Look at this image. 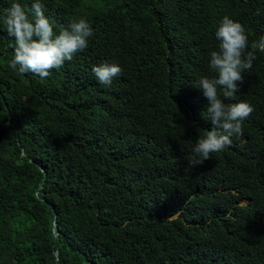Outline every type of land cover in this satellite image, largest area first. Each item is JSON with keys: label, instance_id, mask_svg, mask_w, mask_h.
Returning <instances> with one entry per match:
<instances>
[{"label": "trees", "instance_id": "16d2710c", "mask_svg": "<svg viewBox=\"0 0 264 264\" xmlns=\"http://www.w3.org/2000/svg\"><path fill=\"white\" fill-rule=\"evenodd\" d=\"M13 2L31 17L33 0L0 16ZM41 3L56 34L84 18L94 35L41 79L9 67L0 19V264H264V52L225 101L253 107L242 135L190 163L215 30L227 15L258 42L264 0Z\"/></svg>", "mask_w": 264, "mask_h": 264}, {"label": "clouds", "instance_id": "9594fccd", "mask_svg": "<svg viewBox=\"0 0 264 264\" xmlns=\"http://www.w3.org/2000/svg\"><path fill=\"white\" fill-rule=\"evenodd\" d=\"M31 12L30 17L21 3L13 2L0 16L8 37L12 38L9 47L13 50V58L9 67L20 74L32 73L46 79L53 69L63 67L65 62L85 50L94 31L86 19L79 18L56 34L41 0H33ZM215 38L219 44L218 50L209 54L211 75L201 76L195 86L207 99L206 118L211 120L213 127L211 131L201 130L195 140L191 149L192 166L203 164L211 154L229 147L231 137L242 135L243 121L254 111L246 101H225L232 100L240 90L238 85L244 81L243 73L252 68L257 50L264 52V37L249 45L244 26L225 15L215 30ZM92 72L101 85L110 87L122 69L117 64L104 62L93 66ZM26 155L21 152L22 157Z\"/></svg>", "mask_w": 264, "mask_h": 264}]
</instances>
